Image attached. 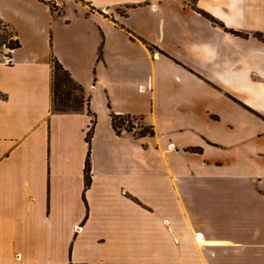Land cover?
Returning <instances> with one entry per match:
<instances>
[{"label":"crops","instance_id":"obj_1","mask_svg":"<svg viewBox=\"0 0 264 264\" xmlns=\"http://www.w3.org/2000/svg\"><path fill=\"white\" fill-rule=\"evenodd\" d=\"M79 2L0 0V264H264V0Z\"/></svg>","mask_w":264,"mask_h":264},{"label":"trees","instance_id":"obj_2","mask_svg":"<svg viewBox=\"0 0 264 264\" xmlns=\"http://www.w3.org/2000/svg\"><path fill=\"white\" fill-rule=\"evenodd\" d=\"M80 1V0H79ZM53 5L50 4L51 10ZM208 17V16H207ZM0 23L8 26L0 20ZM238 34V32H234ZM264 39V38H262ZM20 46L18 38L14 41L13 45L8 46L10 49H15ZM53 76H52V109L55 112H78L82 111L86 106L88 114L91 116L90 125L85 135V140L89 145L85 163H84V187L87 188L91 184V164H90V142L95 124L94 116L89 108L88 98L85 97L84 91L81 85L76 83L69 72L64 69L62 64L54 59L53 65ZM131 120H142L141 117L130 116V115H111L112 127L116 133L120 134L122 130L131 132L132 121ZM127 123V125L125 124ZM126 125V126H125ZM137 136L153 135L154 131L151 126L141 124L137 132L134 133Z\"/></svg>","mask_w":264,"mask_h":264},{"label":"rangeland","instance_id":"obj_3","mask_svg":"<svg viewBox=\"0 0 264 264\" xmlns=\"http://www.w3.org/2000/svg\"><path fill=\"white\" fill-rule=\"evenodd\" d=\"M67 2L68 5H72V6H80L82 5L81 2H79L78 0H64ZM54 7L52 9V12L54 13L55 16H61L62 15V11L64 10V4L62 5H56L55 3L52 4ZM115 9V8H114ZM116 10H119L120 13H122V9L120 8H116ZM17 39L15 31L6 25H3L0 23V60H7L11 54V50L8 46L13 45L14 41ZM132 121V133H135L138 131L139 126L142 124V122L140 120H131ZM127 125V123H125ZM125 125V126H126ZM124 131V130H122ZM201 247L202 243H194V248L195 247ZM196 247V248H197Z\"/></svg>","mask_w":264,"mask_h":264},{"label":"bare ground","instance_id":"obj_4","mask_svg":"<svg viewBox=\"0 0 264 264\" xmlns=\"http://www.w3.org/2000/svg\"><path fill=\"white\" fill-rule=\"evenodd\" d=\"M197 240H201V237L199 236V237H197Z\"/></svg>","mask_w":264,"mask_h":264},{"label":"built area","instance_id":"obj_5","mask_svg":"<svg viewBox=\"0 0 264 264\" xmlns=\"http://www.w3.org/2000/svg\"><path fill=\"white\" fill-rule=\"evenodd\" d=\"M65 20H67V18H65Z\"/></svg>","mask_w":264,"mask_h":264}]
</instances>
